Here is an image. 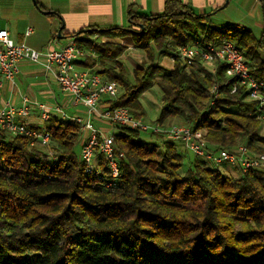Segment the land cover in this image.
Wrapping results in <instances>:
<instances>
[{"label":"trees","instance_id":"trees-1","mask_svg":"<svg viewBox=\"0 0 264 264\" xmlns=\"http://www.w3.org/2000/svg\"><path fill=\"white\" fill-rule=\"evenodd\" d=\"M212 22L211 13L166 0L155 14L129 9L126 26L91 25L67 37L84 51L76 66L121 86L112 106L143 117L140 97L156 84L161 108L155 123L180 117L205 130L210 148L245 145L253 155L264 154L258 133L264 106L258 109L244 85L228 80L223 63L211 75L179 60L172 68L148 63L134 67L129 80L117 60L125 45L101 39L128 38L148 60L175 56L179 46L196 41H230L250 74L264 82V32ZM32 127L49 133L53 156L26 135L0 131V264H264V176L256 168L234 177L195 156L182 170L180 142L166 139L159 149L142 140L141 131L118 126L111 136L122 154L119 177L107 188L105 159L98 155L86 172L74 150L79 124L51 116Z\"/></svg>","mask_w":264,"mask_h":264},{"label":"built area","instance_id":"built-area-1","mask_svg":"<svg viewBox=\"0 0 264 264\" xmlns=\"http://www.w3.org/2000/svg\"><path fill=\"white\" fill-rule=\"evenodd\" d=\"M84 56V51L76 46L74 39L59 47L49 48L46 51L32 49L25 43L16 42L8 30L0 27V76L2 79L14 82L18 72V64L21 61L41 64L49 71L60 89L71 97L73 105H83L86 117L69 116L60 107L52 110L43 103H29L23 97L21 106L6 103L0 106V131H6L12 135H26L31 138V145H39L48 149L50 135L46 130H37L28 124L19 121V118L29 116L31 108L36 107L40 120L47 121L52 115H57L61 120H69L80 126V158L84 162L86 172H90L96 164V157L101 155L109 168V182L107 188L115 185L119 177L118 157L113 147V138L97 127L92 121V116L100 120L125 126L144 132H152L167 135L169 139L180 142L187 150H191L195 156L203 158L214 164L226 163L236 166L241 171L257 168L264 164V154L253 155L245 145H238L231 149H213L208 147L203 128H192L188 124H169L163 126L155 123L147 125L141 117H135L125 106L114 107L110 99L119 95L120 85L115 80H105L99 74L88 70L76 69V61ZM175 57L183 64L199 62L200 65L211 68L214 73L219 63L225 65V74L230 80L234 78L240 85L248 90V98L256 101L258 109L264 106V82L255 79L249 71L246 59L241 51L230 41H221L217 44L201 43L199 41L190 45H182L177 48ZM173 59V58H172ZM234 85L232 92L235 91ZM215 87L211 89L213 93ZM105 101L102 102V99Z\"/></svg>","mask_w":264,"mask_h":264},{"label":"crops","instance_id":"crops-1","mask_svg":"<svg viewBox=\"0 0 264 264\" xmlns=\"http://www.w3.org/2000/svg\"><path fill=\"white\" fill-rule=\"evenodd\" d=\"M165 1L166 0H0V27L7 29L10 36L16 42L25 43L32 49L38 51H46L49 48L64 45L65 41H60V39H72L67 36L91 25L100 28L126 26L128 24L129 9L144 14L159 13L163 9ZM179 1L191 6L196 13H211L212 20H217L220 26L226 23L241 25L239 23L240 21L255 23L258 19L256 15L257 8H261L264 14V0ZM61 25H63L61 29L63 37L57 38L56 34ZM245 27L250 28L248 26ZM250 29L252 30V28ZM261 32H264V27ZM101 39L121 43L125 45L127 50L131 47L130 45H133L132 41L127 38L102 37ZM121 57L125 59L126 55L122 54ZM162 57L165 58L166 56L158 57V59ZM170 68L172 67L170 66ZM41 73L53 77V75L41 64L37 65L36 63L21 61L18 64V72L13 83L2 79L0 76V106L6 103L21 106L23 97H26L29 103H38L37 95L40 91L34 92L32 87H34L35 84H39L38 81L40 80L38 79H40L39 76ZM46 81H43L41 84L46 86L47 84L51 85L50 82ZM26 82V92H22L20 89L24 87ZM47 94L49 95L48 97H51L56 102L52 105L47 104L51 110L55 106H60L62 109L63 106H72V110L66 112L67 115L86 117L84 110L79 109L77 105L71 103V97L69 95L67 98H63L61 104V101L58 102L59 98L55 96L53 90L48 91ZM104 101L105 98L102 99V102ZM52 116L57 117L55 114ZM92 117L98 120L95 125L104 131V122L97 116ZM37 119H39L38 110L36 107H32L29 116L19 118V121L29 126H39L36 122ZM180 119L185 121L182 118ZM258 133L260 136L264 137V118L261 120ZM219 166L223 172L231 176L237 177L241 174V170L236 166L226 163H222ZM256 170L259 175L264 176V164L257 167Z\"/></svg>","mask_w":264,"mask_h":264},{"label":"rangeland","instance_id":"rangeland-1","mask_svg":"<svg viewBox=\"0 0 264 264\" xmlns=\"http://www.w3.org/2000/svg\"><path fill=\"white\" fill-rule=\"evenodd\" d=\"M256 15H257L258 19H257V21H255V23L254 22L249 23L247 21H240L239 23L241 25L248 26V27L252 28L255 35L259 36L263 27H264L263 10L261 8H257ZM212 24L215 27L220 26V24L218 23L217 20H213ZM66 40H68V39H66V38L60 39V41H63V42L65 41L64 43L67 42ZM130 46L131 47L128 48L129 50L126 49V51L123 53V55L124 54L126 55L125 59H123L124 56H123V58L121 56H119L117 58L118 61H120L121 63L124 64V66L126 68V76L129 80L132 79L131 70L134 67L145 66L148 63H150V64H154V65H159V66H162L165 68H170V66L173 67L174 62L176 60H179L180 62H182L179 58H177L175 56H166L165 58H163V57L160 59L153 58L152 60H148L144 51H140V50L136 49L134 45H130ZM106 60H107L106 62H108L110 64L114 63V61L111 59H106ZM27 62H29V61H27ZM30 63H34V62H30ZM184 65L187 68H190V67L198 68L204 74L211 75V72H210L211 68L210 67L197 64L196 62L193 64H184ZM94 67L96 69L99 68L98 66H94ZM76 69L82 70V68L79 66H76ZM85 70H88V69H85ZM39 78L40 79H38V80H40V81L37 80L39 84H35V86L32 87V90L34 92L40 91V93L37 95L38 103H43L46 105L47 104L48 105L55 104L56 103L55 100H53L51 97H48L49 95L47 94L48 91L53 90L55 93V96L59 98L58 102L61 101L60 103L62 104L63 98H67L68 95L60 89L59 85L57 84V82L54 81L53 77L51 75L47 76L44 73H41ZM43 81L50 82L51 85L47 84V86H46V85L41 84ZM26 84H27V82L24 84V87H22L20 89L22 92H26L25 91L26 90ZM121 92H122V88L120 86L119 94H121ZM210 92H211V90H210ZM140 103H141V106H142L143 111H144V115H143V117H141L143 122L147 125H154L155 121L157 120V118L159 116V111L161 108V92H160L158 85L155 84L150 89L145 91L140 97ZM77 106L79 109L85 111V108L83 105L81 106V104H79ZM71 107L72 106H63V110L65 112H69L70 110H72ZM85 113H86V111H85ZM92 121L96 124L98 120L96 118L92 117ZM36 122L38 123V125L40 127H43L45 124V121L40 120V119H37ZM173 123L186 124V122L182 121L180 119V117H172V118H168L167 121L165 123H163L162 125L167 126V125L173 124ZM103 124H104L103 126H105L104 132L108 135H112L113 133H117L120 131V127H118L114 124H110L108 122H104ZM140 138L146 142L153 143V144L157 145L159 149L163 148L162 141L169 139L167 135H161V136L152 135L151 136L149 134V132H144V131L140 132ZM177 145H178V148L183 150V153H184V159H183L184 164H183L182 170L187 169L190 166V162H191V160H193L195 155L191 150H187L179 144H177ZM39 147L43 151H46V153H47L48 149H46L45 147H42V146H39ZM74 150H75L77 155H80V152H81L80 141L75 145ZM51 154H53V153H51Z\"/></svg>","mask_w":264,"mask_h":264},{"label":"water","instance_id":"water-1","mask_svg":"<svg viewBox=\"0 0 264 264\" xmlns=\"http://www.w3.org/2000/svg\"><path fill=\"white\" fill-rule=\"evenodd\" d=\"M62 26H63V25H61V27H60V28L58 29V31H57V34H56V37H57V38H62V37H63L62 34H61Z\"/></svg>","mask_w":264,"mask_h":264}]
</instances>
